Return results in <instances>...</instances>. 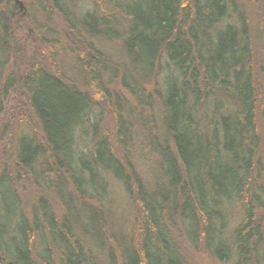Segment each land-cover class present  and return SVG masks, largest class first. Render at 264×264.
<instances>
[{"label":"trees","instance_id":"16d2710c","mask_svg":"<svg viewBox=\"0 0 264 264\" xmlns=\"http://www.w3.org/2000/svg\"><path fill=\"white\" fill-rule=\"evenodd\" d=\"M36 1L63 22L36 25L26 58L17 7L0 0V140L16 84L37 122L0 165V264H188L180 238L221 261L264 264V96L242 1L91 0L77 17L69 0ZM97 37L120 43L116 64ZM60 59L77 80L57 74ZM135 125L155 156L150 180L127 151ZM113 181L134 206L135 234L112 230ZM27 184L52 188L63 210L44 193L27 210Z\"/></svg>","mask_w":264,"mask_h":264},{"label":"rangeland","instance_id":"374dc122","mask_svg":"<svg viewBox=\"0 0 264 264\" xmlns=\"http://www.w3.org/2000/svg\"><path fill=\"white\" fill-rule=\"evenodd\" d=\"M22 2V9L18 7L15 3V0H11L13 4H15L17 16L15 23L17 24L14 29L16 37L21 42L20 49L21 52L24 51V55H29L30 50L33 49L31 46V40L36 35L35 26L39 24H48V21L53 24L61 25L62 18L55 14H50V17L47 16L48 13L40 9L38 2L36 0H19ZM68 3V11L73 14V16H78L79 13L86 11L88 7L91 5V0H69ZM244 5V10L246 11L250 35L252 41V49H253V65H254V77L255 83L257 86V90L259 92V97L264 96V22H263V14H264V0H241ZM61 27V26H60ZM99 40V41H98ZM96 42L99 44L98 49L101 50L100 56L103 59H108L111 62H115L116 60L121 59V49L120 43L118 41L109 40V39H100L96 38ZM38 51V48H36ZM21 52L16 56V62H13L10 65V70L15 74L19 73L21 70V65L18 61V57ZM105 56H103V55ZM25 57L24 59L27 60ZM59 59V58H58ZM36 60V58H34ZM59 61L58 66H56V71L58 75H61L64 79H68L71 81H75L76 76L73 73V63L68 60ZM117 62H115L116 64ZM116 90L119 91L120 95L127 98L130 103L134 104L133 99L129 96V94L118 85H112ZM16 91L10 92V99L7 106L8 112V127L6 137L3 140H0V165L12 152L13 142L17 138V136L22 132H30L31 126L36 124L35 117L30 110V108L24 103V99L22 98V90L20 89V85L16 84ZM125 106L127 103H123ZM112 112H108L104 117V126L111 132L113 135L114 130V119L111 115ZM13 114V115H12ZM121 116L126 119V113H120ZM12 115V116H11ZM145 116V115H144ZM146 120L148 119L145 116ZM132 122L136 124V121ZM261 121L258 118V124L260 125ZM130 129H134L131 142L127 144V151L130 152V159L132 163L135 165L136 169L139 171L141 176L144 179L150 180V176H152L151 172L155 163V156L151 152L150 148L146 146L147 139L143 137L142 129L139 126L135 125L134 127L130 126ZM84 140L89 141L88 138H84ZM87 146V144H86ZM121 154V153H120ZM48 176L53 180V174H48ZM42 177L40 178V182L42 183ZM39 192L32 185H25L24 189L21 191V197L23 203L27 210L30 211L31 206L33 205L36 195L38 193H44L50 200L54 202L55 208L58 210H63L64 206L59 203V200L56 194L53 192V189L45 190L44 188L38 189ZM131 199L126 196L120 186L113 182H110V190L109 193L105 196L104 207L105 213L110 217V223L113 225L114 234L123 236L125 233V227L129 226V229L132 227V231L135 234V226H136V214L132 219L133 223H130L128 219V214L132 212L131 208H134L132 205ZM131 203V204H130ZM131 211V212H130ZM122 219L123 225L119 227L118 221ZM180 242L182 245L183 254L187 259L188 264H233L232 260L221 261L216 257L209 255V253L200 247L199 249L191 248L185 239L180 238Z\"/></svg>","mask_w":264,"mask_h":264},{"label":"water","instance_id":"95a60500","mask_svg":"<svg viewBox=\"0 0 264 264\" xmlns=\"http://www.w3.org/2000/svg\"><path fill=\"white\" fill-rule=\"evenodd\" d=\"M15 3L18 5V7H20V9H22V2L19 0H15Z\"/></svg>","mask_w":264,"mask_h":264}]
</instances>
